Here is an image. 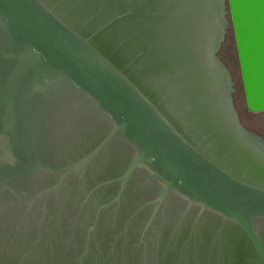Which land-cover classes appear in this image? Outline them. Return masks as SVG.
Listing matches in <instances>:
<instances>
[{
    "label": "water",
    "instance_id": "95a60500",
    "mask_svg": "<svg viewBox=\"0 0 264 264\" xmlns=\"http://www.w3.org/2000/svg\"><path fill=\"white\" fill-rule=\"evenodd\" d=\"M226 1L259 113L264 0H0V264H264Z\"/></svg>",
    "mask_w": 264,
    "mask_h": 264
},
{
    "label": "rangeland",
    "instance_id": "374dc122",
    "mask_svg": "<svg viewBox=\"0 0 264 264\" xmlns=\"http://www.w3.org/2000/svg\"><path fill=\"white\" fill-rule=\"evenodd\" d=\"M226 4H227L228 25H227L226 38L225 41L223 42L220 55L222 56L223 60L229 67L230 71L232 72L236 87L235 101L237 108L241 114L243 123L251 131L264 136V111L259 113H254L250 111L247 106L244 84H243V76L239 61V54L237 49L232 17L227 1Z\"/></svg>",
    "mask_w": 264,
    "mask_h": 264
},
{
    "label": "flooded vegetation",
    "instance_id": "af4514ba",
    "mask_svg": "<svg viewBox=\"0 0 264 264\" xmlns=\"http://www.w3.org/2000/svg\"><path fill=\"white\" fill-rule=\"evenodd\" d=\"M223 46V44H222ZM221 50H222V47L221 49L219 50L218 52V56L220 57V59L222 60V62L226 65V67L229 69V67L227 66V64L225 63V61L223 60L222 56L220 55L221 53ZM230 71V69H229ZM230 74H231V78H232V81H233V87H234V92H233V98H234V103H235V106L237 108V105H236V101H235V94H236V87H235V81H234V78H233V75H232V72L230 71ZM238 110V108H237ZM239 112V110H238ZM239 116H240V119H241V122L243 123V120L241 118V114L239 112ZM244 124V123H243ZM245 125V124H244ZM246 127V126H245ZM249 131H251L248 127H246ZM252 132V131H251ZM253 133V132H252ZM257 136V135H256ZM256 138V143L258 144L259 147H261L263 150H264V139H262L261 137L257 136L255 137Z\"/></svg>",
    "mask_w": 264,
    "mask_h": 264
}]
</instances>
